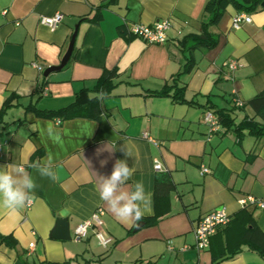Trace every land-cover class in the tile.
<instances>
[{
  "label": "crops",
  "instance_id": "0c3cea01",
  "mask_svg": "<svg viewBox=\"0 0 264 264\" xmlns=\"http://www.w3.org/2000/svg\"><path fill=\"white\" fill-rule=\"evenodd\" d=\"M207 1L115 0L93 24L84 19L108 0H0V111L11 100L0 116V169L23 167L38 185L18 217L0 209V235L14 240L13 246L0 241V264H212L211 253L226 249L227 256L237 247L236 255L219 264H264L247 244L237 245L238 226L218 228L206 250L194 246V228L203 216L223 209L231 221L247 198L255 200L245 207L264 234V207L256 204L264 203V138L224 128L209 134L202 122L209 105L234 107L235 124L253 117L246 103L264 92V0H257L246 13L250 23L239 29L231 27L237 12L230 6L208 28L216 45L194 50L193 69L179 77L185 103L152 95L182 69L178 43L200 33ZM56 13L62 20L54 29L39 24L40 16ZM163 19L170 24L163 44L128 35L135 24ZM75 26L69 64L44 77L47 68L59 65ZM228 60L241 67L229 72ZM104 70L115 71V77L100 100V119L75 117L58 124L53 113L69 106L81 89L90 91ZM42 112L52 114L38 115ZM49 155L56 181L30 167ZM117 159L134 169L129 189L142 181L153 194L155 176L169 175L171 190L157 203L153 194V214L144 217L156 215V224L122 223L99 198L98 177L109 176ZM154 160L161 171L153 170ZM98 209V230L111 240L105 248L92 231L83 240L73 238L75 227ZM58 219L67 221L68 240L51 238Z\"/></svg>",
  "mask_w": 264,
  "mask_h": 264
},
{
  "label": "trees",
  "instance_id": "16d2710c",
  "mask_svg": "<svg viewBox=\"0 0 264 264\" xmlns=\"http://www.w3.org/2000/svg\"><path fill=\"white\" fill-rule=\"evenodd\" d=\"M114 1L115 0H108V2L102 3L97 7V12L93 15V17L86 18L84 20L93 24L98 23L101 19L99 11L106 6L113 4ZM256 3L257 0H208L203 8V15L207 18V20L201 24L200 33L188 34L184 36L183 39L178 43L180 51L184 56V64L182 65V69L172 76L170 83L166 84L161 91L154 92L152 95L167 96L170 97L174 102L185 103V100L183 99L184 87L179 85V77L189 73L193 69L195 65L193 58L194 50L211 49L216 45V37L208 30V28L218 24L228 6L232 7L237 13H248L252 10ZM125 32V29H120V33L125 34ZM68 64L69 62L66 64V66ZM114 77L115 71L104 70L90 91L87 89H81L75 93L74 100L69 106L53 113L54 115L60 117V120L57 123L59 124L65 119L75 117L92 118L98 121L102 115L100 100L101 98L107 96L113 89L114 84L112 83V80ZM10 102L11 100L8 99L3 103L0 116L5 114L6 110L10 106ZM246 106L252 110L253 117L248 118L245 116L238 124L234 123V107L226 110L217 109L214 106L209 105L208 107H205V111L212 112L217 117L220 127L224 128L225 131L232 130L238 135L246 131L256 139L264 138V92H260L255 95L246 103ZM244 107L245 106H242L240 109L243 110ZM40 114L49 116V114L52 113H38V115ZM256 118L258 120H256ZM172 186L173 185L168 174L158 173L155 176L153 194L156 203L160 198H166ZM158 220L159 218L156 215L149 218H143L145 226H152L156 224ZM233 225L236 227L238 226L240 231L237 245L239 246L240 244H247L261 257H264V234H262V232L258 229L255 221L252 218L251 211L247 207L240 209V211L235 214L232 220L225 225L226 228L224 230L232 227ZM0 241L10 246L14 245V240L11 238V236L0 235ZM210 244L211 241L209 245ZM238 250L239 247H237V250H229L227 256L225 253L226 249L223 250L219 255L211 253V263L219 264L223 260L232 258L239 252Z\"/></svg>",
  "mask_w": 264,
  "mask_h": 264
},
{
  "label": "clouds",
  "instance_id": "9594fccd",
  "mask_svg": "<svg viewBox=\"0 0 264 264\" xmlns=\"http://www.w3.org/2000/svg\"><path fill=\"white\" fill-rule=\"evenodd\" d=\"M110 150V149H109ZM127 154L129 152L126 150ZM106 161H101L103 166ZM41 177L52 181L58 179L54 158L49 155L30 165ZM134 174L125 160L117 159L109 176H99L97 192L113 215L122 223L141 221L153 214L152 193L146 192L142 181H136L131 189L125 187ZM38 187L32 175L23 167L7 165L0 169V209L9 217H18L27 207Z\"/></svg>",
  "mask_w": 264,
  "mask_h": 264
},
{
  "label": "built area",
  "instance_id": "2783aa9c",
  "mask_svg": "<svg viewBox=\"0 0 264 264\" xmlns=\"http://www.w3.org/2000/svg\"><path fill=\"white\" fill-rule=\"evenodd\" d=\"M61 20L62 15L56 13L53 16H40L39 24L49 29H54L61 22ZM250 21L251 19L246 13H236L232 17L231 27L236 30L239 29L241 25L250 23ZM169 28V21L167 19H163L155 21L151 25L135 24L128 30V35L137 37L147 44H163L167 39L166 33ZM33 66L38 71H41V67L38 65L34 64ZM225 67L229 72L233 73L239 69L241 65L234 60H228L225 63ZM234 102L236 107L243 106V104L238 100H235ZM202 122L206 126L209 134L215 133L221 129L217 117L212 112H205L202 117ZM153 170L156 172L162 170L160 163L156 160L153 161ZM201 173H208V170L202 168ZM239 204L243 208L248 204H255V200L247 198L239 201ZM256 204L261 208L264 207V203L257 202ZM101 214L102 210L98 209L95 213H93L90 219L78 224L73 231V238L76 241L83 240L87 237L88 232L92 231L99 245L105 248L111 240L104 237L98 230L101 224ZM229 220L230 216L223 209L214 210L203 216L194 228V246L196 250L203 251L208 249L210 238L215 234L218 228L225 226ZM28 248L32 249L33 244H29Z\"/></svg>",
  "mask_w": 264,
  "mask_h": 264
},
{
  "label": "water",
  "instance_id": "95a60500",
  "mask_svg": "<svg viewBox=\"0 0 264 264\" xmlns=\"http://www.w3.org/2000/svg\"><path fill=\"white\" fill-rule=\"evenodd\" d=\"M77 29L78 27L75 26L74 27V31L72 33L70 42L68 44L67 50L65 52V54L63 55L60 63L58 66L55 67H49L47 68L44 73L43 76L46 77L48 76V74L52 73V72H56L61 70L69 61L72 51H73V47H74V40L77 34ZM143 225L142 222L138 223L134 230L139 229L141 226ZM51 238L53 239H61V240H68L69 237V231H68V225H67V221L65 219H58L55 223V227L54 230L51 233ZM16 264H20L19 262H17Z\"/></svg>",
  "mask_w": 264,
  "mask_h": 264
}]
</instances>
